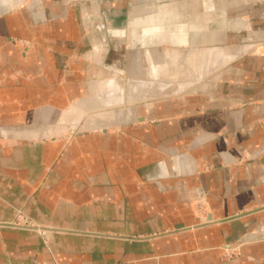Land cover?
Here are the masks:
<instances>
[{"label": "crops", "instance_id": "obj_1", "mask_svg": "<svg viewBox=\"0 0 264 264\" xmlns=\"http://www.w3.org/2000/svg\"><path fill=\"white\" fill-rule=\"evenodd\" d=\"M12 2L0 0V264H264L263 76L242 107H217L222 83L196 108L193 88L111 114L93 105L127 99L117 47L141 80L159 53L227 34V11L264 0ZM250 45L223 68L232 92ZM17 209L41 232L10 225Z\"/></svg>", "mask_w": 264, "mask_h": 264}, {"label": "rangeland", "instance_id": "obj_2", "mask_svg": "<svg viewBox=\"0 0 264 264\" xmlns=\"http://www.w3.org/2000/svg\"><path fill=\"white\" fill-rule=\"evenodd\" d=\"M248 8L249 6L239 5L238 7H234V10L227 11V16H229L231 20H228L227 22L224 21L221 22L223 24V29L225 26L228 29L227 31L228 33L225 35L224 34L218 36L202 35L198 37L197 36L189 37L190 43L195 44V46L202 45L200 47L202 48L205 47L208 50L213 48L215 49V53H216L215 57H217V60L214 59L212 63H210L211 64L210 68H207L206 72L201 77H197L199 74H197V76L195 74L194 76H180V77L170 76L165 78L163 76L156 75V73L154 74V72H152L154 71V69L152 68L149 69L147 65L149 61L150 53L148 50L146 51L147 49L146 47H143L142 60L146 63L147 66H145L144 68L145 74H143V68H142V70H140V72L138 71L136 75L138 74V78H140L141 80L150 81L151 84H143L138 89H134L133 84L137 80V79L133 80V77L135 76L133 73L134 68L132 64H133V59H134L133 56L135 52L133 51V49H130L128 45L126 46V49H124V47L121 46L117 47L114 50V52L111 54L110 59L116 61L119 60V63L121 64L120 65L121 68H119V72H120V76L125 78L123 80H125L126 83L125 95L127 99L125 100V102H123L120 101L121 100L120 97H116L114 95L113 97L118 99L114 100V98L112 97L113 101H110L111 103H109V106L106 105V107H109V109H107L106 107H102V105L98 104V102H93V105H95L94 109L100 110L102 108L103 111L104 108V110L107 111L106 113L111 114L114 113L116 109L119 108L128 110L132 108L134 105L136 106H140L141 104L144 105L146 101H149L150 98L162 100L169 96H173V99H176L177 96L179 97L182 94L187 93L192 88L195 90L190 91V94L187 96H191L193 99H190L188 103L191 107L196 108V106L202 104L204 105V103L206 104L208 102V98L206 97L207 95L205 94L202 95L203 88H206L207 90H209V92H213L214 90L218 89L220 83H222V85H221V90L219 89L220 90L219 92L220 93L223 92L225 95L221 100H218L217 98L215 100V102H219V101L222 102L220 106H217L219 109H229V108H235L237 106L238 107L244 106L247 103L248 93H250L253 89H255V86H252L253 85L251 83L252 79L250 77H252L253 75L254 77L257 76L264 77V70L262 71L260 69L263 68V65H261L258 62V60L254 62L252 59V57L254 58H257L258 56L264 57V8H262L261 4L253 5L252 7L253 11H250ZM127 10L128 12H130L131 8H128ZM236 17L243 19L238 21L233 20ZM203 25H205L206 27V21L203 23ZM210 26L212 29L216 28L218 27V22L210 23ZM174 40H179V38L175 37ZM211 41L215 43L214 44L209 43ZM198 42L200 45L198 44ZM201 42H206V44H203ZM251 42L254 45L253 46L254 49L249 50L247 52V55L251 56V58L248 61H246L247 59H244V63H243L244 71H248L249 74L247 75L244 73L241 75L243 77L241 79L242 86L237 90L239 92V94H237L238 92L234 89L232 92L233 86L230 87L228 85L229 82L235 81L234 78L230 79V77H235V75L229 74L228 72L225 73V70L223 69L229 63V61L232 60L237 54L233 55L227 48L234 45H243L245 49L244 51H246L250 49ZM23 43L28 44L29 41L23 40ZM170 45L171 44L169 43L163 42L162 45H159V51H162L164 47L166 46L169 47ZM207 56L205 55V57ZM247 62L250 65L246 64ZM155 63L156 65H159L168 62L166 61L164 62L163 60L161 62L156 61ZM252 64H254L255 67H258V69L252 68ZM217 73H219L220 77L218 76ZM259 86L260 85H257V87ZM113 88L114 90H111V92H114L118 88L119 90H121L120 85L118 86V88L117 86L114 85ZM235 93L239 97L241 96V99L236 102L228 103L229 101L225 98L230 97V95L232 96ZM118 101H120V106L118 105L119 103ZM261 101L263 100H257L255 101V103L258 104ZM196 208L202 209V206H198ZM202 210H204V208ZM9 224L17 227L38 229V226L34 224L32 219L20 209H17L15 211L14 216L12 220H10ZM40 230L41 229H38L39 232H41ZM231 246H232L231 249L224 250V252L221 254V259L226 260L236 252V247H237L236 244L235 245L232 244ZM31 264H43V263L35 259L32 261Z\"/></svg>", "mask_w": 264, "mask_h": 264}, {"label": "bare ground", "instance_id": "obj_3", "mask_svg": "<svg viewBox=\"0 0 264 264\" xmlns=\"http://www.w3.org/2000/svg\"><path fill=\"white\" fill-rule=\"evenodd\" d=\"M18 1L19 0H13L12 3L15 4ZM227 49L233 55L234 54H239V53H241V52H243L245 50L243 45H234V46H230ZM166 53H167V60H168L166 62H168V64H159L156 68H154V71H152V72H154V74L156 73V75L163 76L165 78L166 77H170V76L171 77L172 76L173 77H175V76L176 77H180V76H194L195 74H196V76H197V74H199L197 77H201L206 72L207 68H210V66H211L210 63H212V61L214 59L217 60V57H215L216 53H215V49L214 48L208 50L205 47L202 48L200 46H195V45H193V48H191L188 51V53L187 52H183V50L179 49V48H174V49L172 48V50L166 51ZM205 55L206 56L208 55V56L205 57ZM157 56H156L157 58L154 59L155 61H160V60L163 59V57L161 56V53H159ZM219 73H217L218 76H219ZM143 74H145L144 68H143ZM113 84H114L113 82L109 83V85L112 88L114 87ZM143 84H151V83H150V81L136 80V82L133 84V88L134 89H138ZM112 88L110 90H113ZM113 98L109 96L107 98V100H108L107 102L111 103L110 101H113L112 100ZM117 99L118 98H114V100H117ZM118 104L120 105V102Z\"/></svg>", "mask_w": 264, "mask_h": 264}, {"label": "water", "instance_id": "obj_4", "mask_svg": "<svg viewBox=\"0 0 264 264\" xmlns=\"http://www.w3.org/2000/svg\"><path fill=\"white\" fill-rule=\"evenodd\" d=\"M140 119H143V117H142V116H140Z\"/></svg>", "mask_w": 264, "mask_h": 264}]
</instances>
